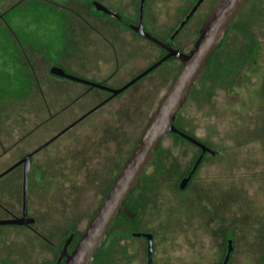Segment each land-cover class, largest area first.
<instances>
[{
  "label": "rangeland",
  "instance_id": "1",
  "mask_svg": "<svg viewBox=\"0 0 264 264\" xmlns=\"http://www.w3.org/2000/svg\"><path fill=\"white\" fill-rule=\"evenodd\" d=\"M15 1L0 0V13ZM128 1L133 11V3L137 0ZM212 1L208 0L201 6L179 32L177 40L184 36L186 41L182 43L184 51L188 52L192 48L197 37V25L207 14ZM150 2L149 12L154 11L156 23L164 19L166 27H171L169 30L175 29L178 20L187 10L181 9L180 6L188 4L187 0ZM74 3L75 0H24L19 7L4 14L0 19V69L6 64L7 67L2 69L8 68L10 76L0 71V83L11 81L12 89H17L21 84L17 66L11 62L15 46L9 41L13 38L19 39L23 48H37L45 61L58 64L60 60L67 61L71 57L75 62L73 70H77V73L71 71L73 75L81 72V78L93 82L111 76L107 85L114 89L149 67L160 55V51L153 44L146 47L147 45L138 40L134 41L132 36L124 34L130 43H123L117 59L114 58L101 41V37L82 23L85 20L89 23L97 22L96 19L90 18L89 14L83 11L85 19L80 18L82 22L74 20L70 10V7H75ZM97 20L105 21L99 18ZM248 37H253L258 42L257 52L252 51L250 58L247 57L248 43L254 40L247 41ZM5 46V50L10 54L9 58L3 54ZM224 48L234 54L239 53L238 62L243 63L234 86H224L219 83V78L207 74L202 82H196L176 119L178 128L211 148L216 153L215 156H206L191 185L180 190L177 181L185 167L194 161L196 149L173 135L166 136L160 143L161 154L147 165L142 177V186L133 193V197L138 198L141 205L137 219L130 223L120 218L112 227L116 233H127L126 230L130 229L152 235L187 233L184 236L186 242L180 251H174L171 244L159 245V249L165 247L170 251L169 255L163 256L165 264H219L218 260L212 258L213 251L216 247L225 248L230 239L234 247L232 264H262L263 261L264 0L251 2L238 18L234 29L230 30ZM220 51V56H224L226 52ZM246 58L249 60L244 64ZM40 61L44 64L43 60ZM180 66L178 60L164 62L113 101L112 111L118 107L122 108L128 111L131 118L126 127V141L113 145L111 150L114 163L113 179L125 158L136 146L144 126L173 82ZM77 86L82 90V85ZM59 87L58 90L64 91L65 96L73 95L71 88L65 83H59ZM58 94L54 93L61 99L62 95ZM94 96L101 98L104 93L92 90L88 95L81 97L61 120L64 121L88 106L96 100ZM25 98L23 96L0 103V121L7 124L8 120V129H12L10 123L13 125L17 122L14 119L22 120L29 116L30 105L25 102ZM140 112L141 115L138 116ZM3 133L9 134V130ZM18 133L20 136L21 132ZM67 140L65 137L56 145L50 146L45 154L52 156ZM99 176L93 180L99 182ZM96 187L82 188L78 199V194L71 190H65L59 197L63 203L70 204L66 205V209L75 213L78 211L83 225L87 218L89 220L92 217L107 191L105 186L98 184ZM36 217L38 228L44 231H49L52 227L55 229L73 225L72 219L63 217L60 213L56 214L54 210L42 209ZM28 233H22V237L26 235L23 250L15 247V252L21 260L27 262L24 264H33L43 255L41 250L37 252V257L35 247H44V243ZM161 240H164L163 236ZM211 245L214 250L210 248ZM132 258L133 262L129 264H145L136 254ZM12 264H15L14 261Z\"/></svg>",
  "mask_w": 264,
  "mask_h": 264
},
{
  "label": "flooded vegetation",
  "instance_id": "2",
  "mask_svg": "<svg viewBox=\"0 0 264 264\" xmlns=\"http://www.w3.org/2000/svg\"><path fill=\"white\" fill-rule=\"evenodd\" d=\"M23 1L24 0H16L12 3V5L5 9L4 12L0 13V19H2L4 14L8 13L10 10L19 7ZM150 1L151 0H137L135 4L133 3V11H131L130 1L128 0H75V7H70L76 22H82L81 20L85 19L83 11L84 13H88L90 18L96 19L97 22L89 23L85 20L87 24L85 22L82 23L99 38L101 37L100 39L103 44L107 46L110 50V54L116 59L119 55L120 46L123 47V43L125 42L130 43L128 39H125L124 34H127L129 37L132 36L134 41L138 40L144 45H147L146 47H148V44H153L157 47L160 51V55L157 59L130 81L144 73L160 60L164 59L168 55V51L164 47L146 39L129 28L120 21L119 18L124 19L134 26L141 23L144 32L158 42L162 44L168 43L172 50H176L180 53H189L192 48L188 52L182 49V43L186 42L184 36L179 38V41L177 40V36L193 15L208 0H202L199 3L192 15L173 37L172 35L186 19L199 0H193L192 2L187 0V5L184 4L180 6L181 9L187 10L184 12L185 14H183V17L178 20L174 30H169L171 28L170 26L169 29L166 27V21L164 19L165 22L162 20L159 21L158 24L156 23L157 21L155 20L154 11L149 12ZM217 1L218 0H213L211 2L207 14L199 22V25H197L199 27L197 29L196 39L198 38L202 23L210 14ZM252 1L253 0H248L235 14L232 22L226 28L223 39L216 50L208 58L203 71L196 82H202L203 79L207 77V74H209L214 78H219V83L224 86H234L235 79L239 70L243 67V63H240L242 61L238 62L240 57L238 56L240 55L239 53L234 54L231 51H227L224 48V45L230 30L234 29L238 18L243 14L247 7H249ZM93 2H96L109 10L112 15L97 11ZM141 2L143 3L142 13ZM62 9H66V7H62ZM78 10H82V12L79 13ZM98 18L105 19V21L101 20L104 21L101 22L100 20H97ZM166 28L168 30H166ZM102 30H105V32H101ZM247 41H252L250 44L248 43L249 50L247 51L249 52L247 57L250 58L253 55L252 51L258 49L256 46L258 42H256V39L253 37H248ZM9 42H13L15 46V53L12 54L11 62H14L17 66V72H19L18 75H20L21 84L17 89H12L11 81L0 83V103L11 99H20L25 96V102H28L30 106L28 107L29 116L27 118L22 120L14 119V121L17 122L13 125L10 123L13 130L6 127L9 125L8 120H6L7 124L0 121V264H12L13 261L15 264L27 263L25 260L19 258L18 253L16 254L15 252V247H20L23 250V244L26 243V235L24 234L23 238L22 233L27 234L28 232V234L36 236L44 243V247H35L37 257V252L41 250H43V255L40 258H37L33 264H64L65 254L71 253L92 217L89 220H87L88 218H84L87 222L83 225V220L78 211L75 213L72 210L66 209V205L70 204H67L66 202L63 203L59 197L65 190H71L74 191L76 195L78 194L76 197V199H78L82 188L95 189L98 184L100 186H105L108 191L115 179H113L112 176L114 163L111 150L113 149V145H118L126 141V127L131 120L128 111L122 110V108L118 107L112 111L113 101L119 95H122L129 87L164 62L176 61L178 59L174 56L164 59L160 64L144 74L136 82L129 85L118 94L113 95L112 90L120 89L126 86L130 81L124 85L116 87L115 89L107 85V81L111 76L98 82L89 81L81 78L83 77L81 72L76 74L77 70H73L75 69V62L71 60V57H69L67 61L65 59L60 60L58 64H56L52 61H45L42 57V53L33 46L23 48L20 40L17 38H13ZM131 43L134 42L131 41ZM5 49H7L6 46L4 47L3 54H6L9 58L10 54ZM220 50H224L222 53L226 52L224 56H220ZM243 51L245 53V49ZM244 53L241 52V54ZM40 59L43 60L44 64L40 63ZM247 60L249 59L246 58L243 61L244 64ZM5 66L6 64H4L2 68ZM2 68L0 71L5 75L10 76L8 68ZM71 71L76 72V76L73 75L74 73L72 74ZM59 83H65L71 88L73 95L65 96L64 91L60 92L58 90L60 88ZM77 84L82 85V90L79 89ZM194 85L190 89L186 101L176 113L173 122L174 127L185 134H187L185 131L177 127L176 119L179 112L188 101ZM92 90L101 91L104 93V96L100 98L95 97V95L94 98L96 100H93L88 106L83 107L76 114H73L64 121L61 120L62 117L70 112L68 110L71 109L81 97L88 95ZM54 93H59L58 95H62V98L59 99ZM139 103L143 104V102ZM139 115H141V112L138 116ZM20 126L23 127L20 128ZM5 130H9V134L3 133ZM18 132H21L20 136H18ZM168 135H173L181 141L187 142L196 149L194 161H191L189 165L185 167V170L182 171L180 178L177 181V185L179 186L181 180L187 177L192 170L196 160L201 155V150L199 147L180 137L178 134L168 133L166 136ZM65 137L68 139L67 142H65L63 146H60L52 156L45 154L50 146L56 145L57 142L63 140ZM161 141L153 152L151 160L154 158L157 159L159 154H161ZM215 154L216 153L211 154L205 152L202 155L201 161L191 175L185 188L189 187L193 182V178L195 177L203 159L209 155L215 156ZM124 162L122 163V166ZM121 167L119 168L118 173ZM143 173L139 176L137 185L131 190L127 199L123 203L124 207L134 212V217L129 218L120 210L107 230L101 246L95 251H100L99 253L103 255V258H105L109 264H129L133 262L132 257L135 254L138 258L145 261V264H148L147 235L150 236L151 240V264H165L163 256L169 255L170 253L165 247L162 248L164 249L163 251L162 249H159L161 248L159 245L163 246L164 244H171L174 251H180L182 249L181 246L186 242L184 240L186 237L184 236H186L187 233H155L152 235L148 232L133 231L131 229L126 230L127 233H116V231L112 229L115 223L120 218H123L122 215L131 220L135 218L137 219L138 210L141 205L140 200L133 197V193L142 186ZM97 175H100L98 177L99 182L93 180ZM83 191L85 192V190ZM134 205L136 208H134ZM97 208L95 209V212ZM42 209L48 211L54 210L56 214L60 213L63 217L72 219L73 225L57 227L55 229L52 227L49 231L41 230L38 228L39 226L36 215L42 211ZM19 219L28 222L20 225L6 223L8 221ZM18 233L20 234L18 235ZM179 234L182 236L179 237ZM162 236L164 240H161ZM210 248L214 250L212 245ZM233 250V241L230 239L229 244H227L225 248H215L212 258L213 260H218L219 264H224L225 260L226 264H232L233 261L231 255L232 252H234Z\"/></svg>",
  "mask_w": 264,
  "mask_h": 264
},
{
  "label": "water",
  "instance_id": "3",
  "mask_svg": "<svg viewBox=\"0 0 264 264\" xmlns=\"http://www.w3.org/2000/svg\"><path fill=\"white\" fill-rule=\"evenodd\" d=\"M201 1L202 0L198 1L196 6L180 24L172 37L182 28ZM247 1L248 0H218L210 14L202 23L198 38L194 42L189 53H180L176 50H172L168 43L162 44L158 42L149 34L144 32L141 23L134 26L124 19L119 18L120 21L138 34L157 43L161 47H164L168 51V55L164 59L174 56L181 63V68L166 93L161 98L157 108L146 123L136 146L125 160L112 185L108 189L103 201L90 219L87 228L78 239L71 253L65 254L64 264H91L95 251L101 246L107 230L116 218L118 212L121 210L127 217H134V212L124 207L123 203L127 199L131 190L137 185L139 176L143 173L146 165L151 160L152 154L157 148L159 142L168 133L178 134L180 137L186 139L190 143H193L201 150V155L196 160L192 170L187 177L181 180L179 184L180 190L184 189L187 185L191 175L201 161L202 155L205 152L214 154V151L206 147L204 144L176 129L173 122L176 113L186 101L190 89L199 79L208 58L216 50L219 43L223 39L226 28L232 22L235 14ZM93 4L95 5L97 11L112 15V13L103 6L97 4L96 2H93ZM142 6L143 3L141 4V13ZM164 59L160 60L144 73L134 78L126 86L117 90H112L113 95L118 94L126 87L136 82L140 77L152 70ZM27 222L23 221V219H19L8 221L6 223L20 225L26 224ZM147 237L148 264H151V240L149 235H147ZM224 264H226V260L224 261ZM262 264H264V257Z\"/></svg>",
  "mask_w": 264,
  "mask_h": 264
},
{
  "label": "trees",
  "instance_id": "4",
  "mask_svg": "<svg viewBox=\"0 0 264 264\" xmlns=\"http://www.w3.org/2000/svg\"><path fill=\"white\" fill-rule=\"evenodd\" d=\"M134 208H136L135 205H134ZM122 217L125 220L129 221L130 223H133L136 220V218L135 219H132V220L131 219H128L124 215H122ZM99 252L97 251V252L94 253V256L92 258L91 264H109V262H107L106 259L103 258V255H101V253H99Z\"/></svg>",
  "mask_w": 264,
  "mask_h": 264
}]
</instances>
